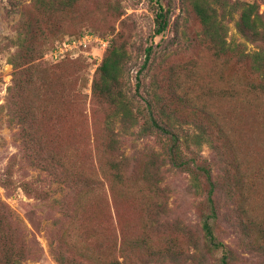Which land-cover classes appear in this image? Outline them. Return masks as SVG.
<instances>
[{
	"label": "rangeland",
	"instance_id": "obj_1",
	"mask_svg": "<svg viewBox=\"0 0 264 264\" xmlns=\"http://www.w3.org/2000/svg\"><path fill=\"white\" fill-rule=\"evenodd\" d=\"M43 1L56 10L36 11V0H0V202L22 227L19 264H60L54 255L57 243L52 240L63 217L58 202L67 193L64 184L25 161L29 134L39 135L44 148L56 152L65 165L87 164L95 172L91 176L98 182L97 188L73 222L77 249L87 251L86 239L95 234L99 239L93 249L104 264L115 258L126 264H220L221 252L210 250L200 223L209 190L203 169H210L215 179L221 178L223 165L218 154L210 144L195 138L197 128L187 122H176L172 129L180 138L177 148L169 135L142 131L148 123L142 97L149 96L147 85L158 70L156 64L194 65L198 70L200 57L209 62L208 54L200 52L194 0H163L173 5V14L169 29L157 37L153 36L155 16L150 0H79L66 13V0ZM208 1L226 26V42L242 43L247 52L258 51L238 31L241 9L236 4H255L264 17V0ZM85 33L108 39L110 44L116 42L127 52L116 88L121 101L117 105L126 103L132 111L125 125L122 108L100 92L101 81L94 87L105 50L96 47L89 55L69 51L57 62L45 58L46 53ZM28 40L34 54L22 60ZM150 46L153 56L144 67ZM207 67L206 80L211 72L209 64ZM43 75L50 84L42 83ZM138 80L142 83L139 91ZM233 103L225 105L234 119L232 133L245 148L246 159L255 156L264 167V130L251 124L247 112L235 109ZM172 156L186 165L174 166ZM114 161L125 169L122 180L114 178ZM13 164L17 178L32 181L43 191L44 199L28 198L20 188L2 186L8 166ZM15 175L13 179H17ZM254 187H243L250 195L245 216H241L242 204H235L224 182H219L214 194L219 209L215 232L233 251L231 264H264L263 255L255 252L256 226L250 224L264 216V195L253 198L249 191ZM136 245L141 250L138 254L127 250Z\"/></svg>",
	"mask_w": 264,
	"mask_h": 264
},
{
	"label": "trees",
	"instance_id": "obj_2",
	"mask_svg": "<svg viewBox=\"0 0 264 264\" xmlns=\"http://www.w3.org/2000/svg\"><path fill=\"white\" fill-rule=\"evenodd\" d=\"M79 0H66L63 5V13L69 12L77 7ZM153 4L155 28L153 36H162L169 29L173 14V5L164 4L163 0H150ZM241 9L240 19L237 24L238 31L246 41L258 49L256 52H247L246 45L242 43L228 44L225 40V25L220 19L217 9L208 0H194L193 12L200 22V52L208 54L209 62L200 57V68L195 70L194 65L169 66L156 64L158 69L152 75L150 83L147 85L148 98H144L145 110L147 111L148 123L144 124L142 131L155 130L157 133L169 135L175 141V145L180 140L178 135L172 130L176 122H187L197 128L195 138L210 144L218 154V161L223 165L222 177H214L210 169H203L209 185L206 199V210L201 214V234L205 242L209 244L210 250L221 252L220 264H231L234 257L233 251L221 242L216 235V227L219 219V209L216 206L214 194L219 182H224L229 188L235 204L240 206V211H244L241 216H245L247 208L246 201L250 200L247 190L256 187L257 182L262 183L259 188H255L251 193L253 198L257 195H264V167L258 163V158L247 157L245 148L239 144L237 135L233 134L230 128L234 120L232 115L226 113L227 102H234L235 109L242 108L247 112L251 124L264 130V17L259 14L257 5L247 3L236 4ZM36 11L53 12L54 5H44L43 0H36L34 5ZM79 11V10H78ZM25 34L27 30L23 25ZM24 51L20 56L22 60H28L30 53L34 54V46L31 41H25ZM51 48V47H50ZM153 46L146 50L145 66L150 63L153 56ZM28 54V56H27ZM127 52L116 42L109 44L104 51V58L98 73L94 87L101 81L100 92L103 93L111 103L119 110L124 111L122 123L125 125L127 118L131 117L132 111L128 104L119 107L121 103L116 93L117 85L120 82L121 70ZM68 61V60H65ZM64 61H61L62 63ZM168 62L170 60L168 59ZM59 64V63H57ZM55 64V65H57ZM210 66V79L206 80L205 73ZM215 65L219 67L217 69ZM38 65L36 68H40ZM52 66V65H50ZM149 69V68H148ZM45 73V72H44ZM199 73V74H198ZM216 77V79H215ZM43 75L42 79H45ZM45 84H50L48 78ZM142 87L141 80H138V91ZM232 106V109H233ZM26 120L23 122L25 123ZM22 122V124H23ZM257 128V129H258ZM33 130L35 129L32 128ZM258 129V130H259ZM30 147L24 153L25 161L35 167H39L47 172L56 182L65 185L66 195L58 202L61 205L62 221L53 233L54 255L60 264H104L97 258L93 249L94 243L98 242V235L89 236L87 241V251L77 249L73 238V222L76 221L77 212L84 209L86 198L94 194L97 188V181L94 170L88 165L78 162L74 166H67L57 159V153L49 148H44L39 135L28 136ZM176 145V148H177ZM246 159V160H245ZM174 166L183 167L184 163H178L176 156L171 158ZM112 173L114 178L122 180L125 177V169L121 164L113 162ZM15 165L8 166V176L1 182L6 190L20 188L28 198L44 199L43 191L33 185L32 181L20 180L15 175ZM200 169V167H198ZM93 171V172H92ZM14 175L17 179H13ZM244 187V188H243ZM237 198V200H236ZM246 210V212H245ZM253 219H256L253 217ZM259 224H258V222ZM243 223V220L241 221ZM251 225L256 226L255 252L263 255L264 259V216L251 221ZM250 225V226H251ZM248 230V227L243 224ZM23 234L22 227L13 219L9 208L0 202V264H19L20 253L23 247L20 235ZM20 246V247H19ZM19 247V249H18ZM18 250V252H16ZM133 250L136 254L141 252L138 245ZM126 250V251H127ZM96 253V254H95ZM125 261L129 257L124 250ZM127 262V261H126ZM109 264H126L114 259Z\"/></svg>",
	"mask_w": 264,
	"mask_h": 264
},
{
	"label": "built area",
	"instance_id": "obj_3",
	"mask_svg": "<svg viewBox=\"0 0 264 264\" xmlns=\"http://www.w3.org/2000/svg\"><path fill=\"white\" fill-rule=\"evenodd\" d=\"M108 44V39L106 40L105 38H101L93 33H85L81 36L67 40L61 49L51 50L46 53L45 58L51 62H57L64 59L67 56V52L75 50H79L89 55V50L93 51L96 47L106 50Z\"/></svg>",
	"mask_w": 264,
	"mask_h": 264
}]
</instances>
